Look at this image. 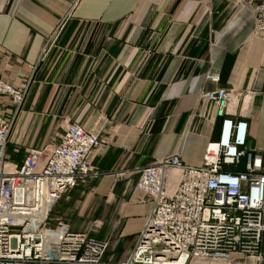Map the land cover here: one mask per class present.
Segmentation results:
<instances>
[{
    "label": "crops",
    "instance_id": "obj_1",
    "mask_svg": "<svg viewBox=\"0 0 264 264\" xmlns=\"http://www.w3.org/2000/svg\"><path fill=\"white\" fill-rule=\"evenodd\" d=\"M260 1L81 0L36 66L73 0H0V79L29 80L18 110L0 96L9 160L52 147L71 123L102 140L91 157L98 177L65 194L51 220L111 236L104 260L125 259L152 208L134 190L138 170L173 152L201 164L220 126L202 95L218 88L241 93L227 116L247 123V146L264 157V43L250 34Z\"/></svg>",
    "mask_w": 264,
    "mask_h": 264
},
{
    "label": "built area",
    "instance_id": "obj_2",
    "mask_svg": "<svg viewBox=\"0 0 264 264\" xmlns=\"http://www.w3.org/2000/svg\"><path fill=\"white\" fill-rule=\"evenodd\" d=\"M81 0L46 37L36 66L56 48ZM251 37L264 43V2L254 5ZM213 82L218 75L210 76ZM29 80L0 79V96L18 110ZM241 93L218 88L202 95L220 119L218 137L199 166L170 153L138 170L134 190L152 205L147 223L127 257L104 261L109 238L71 232L50 214L56 203L88 178L102 140L68 124L57 144L28 150L20 165L5 153L10 123L0 117V264H262L264 262V157L247 146V123L227 116ZM172 178V180H171ZM174 182L172 191L168 184Z\"/></svg>",
    "mask_w": 264,
    "mask_h": 264
},
{
    "label": "rangeland",
    "instance_id": "obj_3",
    "mask_svg": "<svg viewBox=\"0 0 264 264\" xmlns=\"http://www.w3.org/2000/svg\"><path fill=\"white\" fill-rule=\"evenodd\" d=\"M51 219H54V217L51 216ZM51 223L53 224L54 221L51 220L50 224H51ZM52 224H51V225H52ZM108 237H109V235H108ZM110 237H111V236H110ZM110 237H109V238H110ZM117 254H118V252H115V253L112 252V255H114V256L117 255ZM104 261H107V260H104Z\"/></svg>",
    "mask_w": 264,
    "mask_h": 264
}]
</instances>
